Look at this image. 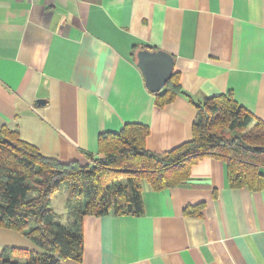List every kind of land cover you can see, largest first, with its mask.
Segmentation results:
<instances>
[{
	"label": "crops",
	"instance_id": "0c3cea01",
	"mask_svg": "<svg viewBox=\"0 0 264 264\" xmlns=\"http://www.w3.org/2000/svg\"><path fill=\"white\" fill-rule=\"evenodd\" d=\"M144 48L174 58L184 93L164 106L137 66ZM227 94L264 122V0H0V130L47 157L86 164L125 124L148 126L163 154L191 139L195 105ZM140 192V216L85 215L82 259L65 264H264V188L230 187L222 161ZM6 246L28 245L0 227Z\"/></svg>",
	"mask_w": 264,
	"mask_h": 264
},
{
	"label": "trees",
	"instance_id": "16d2710c",
	"mask_svg": "<svg viewBox=\"0 0 264 264\" xmlns=\"http://www.w3.org/2000/svg\"><path fill=\"white\" fill-rule=\"evenodd\" d=\"M184 93L176 74L154 93L158 106ZM192 137L159 154L146 145L149 128L125 124L100 133L99 157L85 153L62 163L43 155L16 131L0 130V227L19 232L36 248L4 247L0 264L80 262L85 215L140 216V182L161 190L186 181L203 156L224 163L230 187L264 188V122L239 105L231 94L206 97L195 105ZM67 182L64 212H52L51 196ZM52 214V216L50 215Z\"/></svg>",
	"mask_w": 264,
	"mask_h": 264
},
{
	"label": "water",
	"instance_id": "95a60500",
	"mask_svg": "<svg viewBox=\"0 0 264 264\" xmlns=\"http://www.w3.org/2000/svg\"><path fill=\"white\" fill-rule=\"evenodd\" d=\"M136 58L146 88L151 93L159 92L172 76L173 56L162 50L144 48L137 52Z\"/></svg>",
	"mask_w": 264,
	"mask_h": 264
},
{
	"label": "rangeland",
	"instance_id": "374dc122",
	"mask_svg": "<svg viewBox=\"0 0 264 264\" xmlns=\"http://www.w3.org/2000/svg\"><path fill=\"white\" fill-rule=\"evenodd\" d=\"M66 186L67 182H62L59 189L54 192V194L51 196V208L52 212L60 214L64 212V205H65V199H66ZM52 216V214H50ZM27 241V247L26 249L32 250L35 249V244L30 241L29 239H26Z\"/></svg>",
	"mask_w": 264,
	"mask_h": 264
}]
</instances>
